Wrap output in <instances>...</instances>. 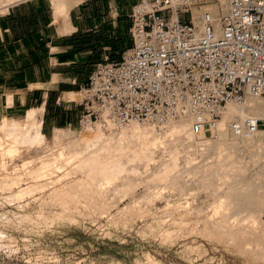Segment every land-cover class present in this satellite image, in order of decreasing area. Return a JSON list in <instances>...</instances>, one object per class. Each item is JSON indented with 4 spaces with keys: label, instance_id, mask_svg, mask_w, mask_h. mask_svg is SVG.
Returning <instances> with one entry per match:
<instances>
[{
    "label": "rangeland",
    "instance_id": "obj_1",
    "mask_svg": "<svg viewBox=\"0 0 264 264\" xmlns=\"http://www.w3.org/2000/svg\"><path fill=\"white\" fill-rule=\"evenodd\" d=\"M106 23L100 34L110 45L119 25L112 18ZM110 52L99 55L111 59ZM115 54L118 59L122 53ZM83 88L77 99H68L78 109L77 125L42 131L41 144L10 146V132L0 131V264H264L263 237L248 222H236L247 212L227 208L231 185L243 190L256 184L255 195L264 186L261 161L250 159L256 148H238L239 163L228 166L227 151H214L215 135L182 134L154 147L151 160L134 157L136 163L130 152L116 163L120 170L116 164L109 172L97 170L86 163L93 148L86 151L78 126ZM24 118L8 122L12 127ZM164 170L170 177L159 178ZM112 171L119 175L112 179ZM88 182L98 186L82 191Z\"/></svg>",
    "mask_w": 264,
    "mask_h": 264
},
{
    "label": "built area",
    "instance_id": "obj_2",
    "mask_svg": "<svg viewBox=\"0 0 264 264\" xmlns=\"http://www.w3.org/2000/svg\"><path fill=\"white\" fill-rule=\"evenodd\" d=\"M212 4L226 11L220 31L209 13L202 28L194 21L195 8ZM130 19L131 46L117 61L106 57L81 90V131L138 123L161 134L189 116L194 134H213L227 107L264 97V0H137ZM262 127L264 119L229 116L236 137Z\"/></svg>",
    "mask_w": 264,
    "mask_h": 264
},
{
    "label": "crops",
    "instance_id": "obj_3",
    "mask_svg": "<svg viewBox=\"0 0 264 264\" xmlns=\"http://www.w3.org/2000/svg\"><path fill=\"white\" fill-rule=\"evenodd\" d=\"M57 2L69 14L67 28L55 24L53 0L23 1L0 15V121H18L38 108L44 109L42 131L77 125L78 109L65 96L79 93L109 57L99 55L112 50L113 43L100 34L106 32V19L118 20L116 32L127 26L130 37L137 0Z\"/></svg>",
    "mask_w": 264,
    "mask_h": 264
},
{
    "label": "bare ground",
    "instance_id": "obj_4",
    "mask_svg": "<svg viewBox=\"0 0 264 264\" xmlns=\"http://www.w3.org/2000/svg\"><path fill=\"white\" fill-rule=\"evenodd\" d=\"M23 1H27V0H0V15L6 13L8 11V9L10 8V6L17 4V3H20V2H23ZM53 1H54L53 6H54L55 24L59 25L60 27L66 26V28H67L69 26V22H70L68 12L65 10V8L63 6H61L57 2V0H53ZM223 12L224 13L226 12L224 8L219 7L217 5H213V4L207 5L206 7H202V8H195L194 9V21L199 28H202L204 25L203 24V22H204L203 21V15H204V13H209L211 15L213 24L216 27V30L220 31V28H221L220 17L223 14ZM79 96H80V93H75V94L70 95V96H65V99L75 100ZM43 112H44V109H31L26 113L25 118H24V123H19L15 126H12V127H11L12 124L8 122V119L4 120L5 122L2 125V127H0V131L8 130V132H10V134L8 135V137H9L8 144L10 146H12V145L14 146V144H27L29 146L31 144H41L42 142H44L46 140V136L42 132L43 123H42V121L39 122V120H38V115L43 114ZM234 114H237V115L241 116L242 118L254 117L257 119H264V98H251V99L247 100V102L243 106H240V107L229 106L226 108L225 119L220 123L218 131L213 133V135H215L217 138L216 141L213 142V143H215L214 151L215 150L221 151V149L224 148L222 152H224V150L227 152H226V155L224 156L223 160L228 162V166L229 165L235 166V165H237V163H239L234 156V152L238 148L244 147L248 151H251V149L256 148L257 150H259V152L257 150H256V152H252V151L249 152L250 153V159H251V161H254V162L260 160L261 164H262L263 171H264V131H259V133H257L255 136L248 138V139L240 138V137H236V136L232 135L230 133V131L228 130V120H229V116L234 115ZM192 124H193L192 117L182 116L179 119L172 122L168 127H166L164 129V131H162L161 134L160 133L158 134V130H156L155 127H153L151 124L150 125H142V124L135 123V124L130 125L126 129H124L122 131H118V132H115V131L105 132V131H102L100 129H90L89 128L82 135V142L87 146L86 151H91L90 150L91 148H93L94 150L92 149L93 154H92V156H90L91 158H89L86 163H89V167L91 164V167L97 168V170L98 169L103 170L105 168L108 171V170H111V168H112L111 166L115 167L114 164L118 163V165H119L120 164L119 161L125 155L129 154L130 152H131L130 154L133 155V158H131L132 156L130 158L133 159L134 161L137 158L140 159L141 157H144L145 159L148 158L151 160V159H153V157L155 155V154L154 155L152 154V151L156 150V148L153 149L154 147H158L161 144H163V146H164V143H167V142L173 143V142L177 141V139L179 137L181 138L182 134H188L189 136H198V137L205 136V134H199V135L194 134L192 131ZM230 135H232V136H230ZM220 151L219 152L217 151V153H220ZM153 152L155 153V151H153ZM80 156L82 157L83 155L80 154L79 157ZM76 157H78V154ZM127 157H129V156H127ZM134 157H136V159ZM125 159H127V158H125ZM139 159L137 161L141 160V159L140 160ZM143 160L141 162H143ZM129 161H130V159H129ZM133 164H134V162H133ZM146 164H147V162H146ZM82 165H83V163H82ZM116 166H117V164H116ZM177 166L178 165H176V168H178ZM166 168L168 169V167H166ZM176 168H173L174 171ZM222 168L224 169V167H222ZM226 168H228V167H226ZM231 168H232V170H231ZM91 169L93 170V168H91ZM120 169L121 168H119V170ZM234 169H235V167H234ZM234 169H233V167H230L231 172ZM238 169H239L238 173H240L239 174V177H240L241 174L245 173V165L238 167ZM106 170H104L105 171L104 174L107 173ZM116 170L118 171V169H116ZM122 170H123V168H122ZM170 170L172 171V169H170ZM170 170H166V171L164 170V172H166V173L158 175V177L164 176V177L168 178L169 175H167V174L170 173ZM117 171L116 172L114 171V172L117 173ZM124 171L125 170H123V172ZM236 171H237V169H236ZM114 172L113 171L110 172L114 175L112 177V175L110 174L112 179L115 178V176L119 175L118 173L115 175ZM216 172H217V170H216ZM90 174H91V172H90ZM120 175H121V173H120ZM93 176L89 177L90 180L93 179ZM155 176H157V175H155ZM227 176H228V179H230L229 175H227ZM95 177L96 176H94V178ZM243 177L245 178V175ZM106 178H108V177H105V179ZM225 178L227 179L226 176H225ZM108 179H110V178H108ZM116 179H117V177H116ZM90 180L88 179L86 181H90ZM156 181H157V179H156ZM228 181H230V180H228ZM91 182H92V180H91ZM99 182L100 181H98V183ZM89 183L90 182H88V184ZM93 183H90L89 185H87V183H86V186L84 185L80 189L82 191H84V190L93 191L94 188H96L95 186H98V184L94 186ZM230 183H231V181H230ZM254 185L256 186V184H254ZM254 185L252 183H248L244 186L243 190L238 189L239 187L236 188V186L234 184L231 185L229 191H227V197L229 198V200H228V204L227 203L226 204H227L228 209L235 207L239 211L247 212V215L245 217H241L242 218V219L240 218L241 220L236 219V222H239V221L240 222L244 221L245 223L248 222L250 225H252V228H254L257 231L259 236L263 237V239H264V232L262 230V225L264 224V223H262L263 222L262 216H263V212H264V186L261 187L259 193L257 195H255ZM80 189H79V191H80ZM229 223H231V221ZM224 224H226V223H224ZM227 224H228V222H227ZM258 234H257V236H258ZM261 245H263V244L261 243Z\"/></svg>",
    "mask_w": 264,
    "mask_h": 264
},
{
    "label": "trees",
    "instance_id": "obj_5",
    "mask_svg": "<svg viewBox=\"0 0 264 264\" xmlns=\"http://www.w3.org/2000/svg\"><path fill=\"white\" fill-rule=\"evenodd\" d=\"M118 33V38L115 40V42L112 44V50L110 52V56H111V60L113 61H117L120 59L121 55L118 57V59H115L114 57H116L115 53H123L125 51V49L131 46V40L128 34V27H123L118 29L117 31ZM127 48V49H128Z\"/></svg>",
    "mask_w": 264,
    "mask_h": 264
}]
</instances>
